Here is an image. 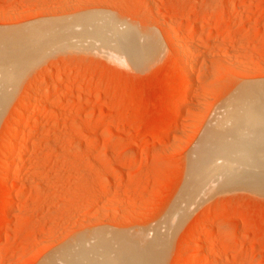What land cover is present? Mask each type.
Wrapping results in <instances>:
<instances>
[{"label": "rangeland", "instance_id": "374dc122", "mask_svg": "<svg viewBox=\"0 0 264 264\" xmlns=\"http://www.w3.org/2000/svg\"><path fill=\"white\" fill-rule=\"evenodd\" d=\"M213 1L218 0H0V28L41 18L69 16L72 20L91 13L130 25L144 40L152 34L162 44L159 52L136 68L104 56L100 31L88 42L82 39L91 30L70 31L69 27L63 29V44L49 45V38L42 40L38 47L42 52L23 70L25 74L0 119V163L6 160L1 145L3 132L11 127L8 118L13 112L26 111H14V105L26 98L34 83L47 85L44 75L49 79L61 71L65 78L82 84L77 91L81 99L75 96L57 102L71 89L60 86L41 104L46 106L38 114L43 128L28 142L9 179L0 183V205L8 183L14 179L26 183L22 191L16 190L9 214L2 213L0 206V226L6 217L9 223L0 231V264H41L55 248L79 233L91 234L95 227L101 234L107 231L104 235L108 231L131 232L164 218L184 184L192 148L202 136L214 135L211 120L222 97L225 100L241 81L264 77V0H223L222 12L230 24L221 23L220 33H213L206 45L202 41L216 21L213 8L207 6ZM230 2L235 6L233 13L227 11ZM179 7L192 10L180 12ZM166 21L184 48L192 51L186 65L188 80H192L189 101L179 93L184 76H179L175 49L161 29L167 27ZM194 21L207 24L190 27ZM234 68L242 72H234ZM115 94L117 99H113ZM180 94L185 98L180 99ZM43 96L44 90H40L38 97ZM172 98L174 103L183 100V106L178 103L181 110L175 108L178 104L173 106L175 113L178 110L176 116L169 107L172 102L168 103ZM76 108H81L79 115ZM59 109L62 112L55 120L50 113ZM99 111L114 117L108 121L85 119ZM174 120L179 125L173 122L166 130ZM142 130L150 132L146 135ZM22 132L19 138L25 134ZM150 133L157 134L151 138ZM107 135L110 138L105 142ZM240 183H229L220 192H208V197L205 194L181 208L164 264H181L182 252L206 251L221 230L227 234L216 242L213 257L200 264H264V192L259 195ZM228 234L235 235V245Z\"/></svg>", "mask_w": 264, "mask_h": 264}, {"label": "bare ground", "instance_id": "6f19581e", "mask_svg": "<svg viewBox=\"0 0 264 264\" xmlns=\"http://www.w3.org/2000/svg\"><path fill=\"white\" fill-rule=\"evenodd\" d=\"M222 1L223 0H218L217 2L213 1V3H209L207 5L209 8H213L216 21L215 24L208 29L207 36L204 41H202L206 45L210 43L209 39L211 38V35H214L213 33L216 31H219L218 33H220L219 29L221 23L230 24V20L225 18L223 15ZM229 4L228 8H226L228 12H231L234 10L233 7L235 6L233 2H230ZM179 9L181 10L180 12L184 10H192L191 7H179ZM89 14L86 16L82 14L83 17L82 15L81 17L80 15L79 17L77 15V19L75 18L76 21H74L75 19H72L73 21L71 18L69 19V16H67L68 19L49 18L46 20L41 18L42 20L36 19V21L34 19V22L22 25L10 27L2 26L3 28H0V119L4 114L9 101L11 100L12 94L14 93L15 88L23 74V70H25L30 60L34 59L40 52H42L38 48L42 40L44 38H49L46 39L52 41L49 45H55L56 43L60 45L65 43L64 41H61L64 40L62 39L64 37V28L69 27L68 29L70 31H76L81 28V30L85 33H87L88 30H91V33L82 39L85 41H87V39H91L92 37H97L96 32L100 31L98 39L103 41V45L101 47L103 48L102 52L104 53V56L111 59L114 63L125 66L132 65V67L134 66L136 68H140L153 56V53L156 54L162 48L159 38L152 34L146 35L144 40L142 39V36H140V33L130 25L123 23L121 25L117 24V22L111 17L100 19L97 16L94 17V15ZM8 20L9 19H7V21ZM171 21L172 20H170V22ZM170 22L168 21V23ZM168 23L166 21L165 24L169 29L170 24ZM197 23L195 21L192 22L190 27L193 25L195 26ZM206 24L205 22L198 23L200 27ZM167 27L161 29H165V35L168 39H170L172 45L171 47L175 49V60L180 65L178 72L179 76H184V83L180 80L182 82L179 86V90L181 92H178L183 93L185 97L187 96V98H185L182 96L183 94H180V99L185 98V100H187L188 95H190L189 89L191 88L190 85L192 80L190 82L188 80V70L186 65L187 60L192 57L190 56L192 51H190L189 47H185V49L182 39H178V35L176 36V31L173 29L168 30ZM102 35L104 36V39L102 38ZM105 39L106 42L104 43ZM74 40L79 41L77 38ZM222 44H224V42ZM219 61V63H221L220 59ZM238 69L237 71L236 68L233 70L234 72H242L239 71L242 69ZM244 71L243 73L246 74L247 72ZM179 76L177 79L182 78ZM42 78L48 81L47 85L42 86L41 84L36 85L34 83L33 86H31L26 98H22L21 101L14 105V111L18 109L21 110L23 108H25L26 111H22V113L24 112L23 114L21 112L20 114L19 112H13L8 118L11 127L2 134L3 142L1 149L2 154H6V160L4 159L2 163H0V183L6 180L7 177L9 179V175L12 173V170L14 171L16 164L20 160L21 154L26 152V145H28V142L33 139L34 135H36V133L43 128L42 123L39 121L38 114L42 111V107L46 106H41V104H46L50 95L54 94L56 89L60 86H71V89L68 94H61L57 98V102L63 101L66 98L71 99L75 96H80L77 98L81 99V93L79 92V94L77 91H80L82 84L77 85L74 79L65 78L61 71L56 75H53V77H49V79H47V76L45 75ZM176 86L178 90V85ZM235 86L236 87L230 91L231 93L227 94L229 96L224 97L225 100L222 97L224 102L219 99L223 103L221 101L219 102V104L222 105L217 112H214L215 116L211 120V127L214 129V135L208 138H205V135L202 136L192 148L189 155L188 170L185 175L186 178L184 180V184L182 183L183 186L181 191H179L180 193H178L179 195H177L173 205L169 211H167V214L163 219H160L159 222L150 227L147 226L148 228L143 227L131 232L121 233L119 231H108V233L104 235L107 231L104 230L105 232H103V230H100L103 232L101 234L99 232V228L95 227L98 232H94L95 228H93V232H90L91 234H88V231L87 233L85 232V234L84 232H82L83 234L79 233L80 235L78 234V237H74V239L68 241L66 244L64 243L65 245L58 248L54 247L56 250L50 253L47 258L45 257L44 263L41 264H164L166 253L169 248L171 234L176 228L180 217L178 213L181 208H187L188 204L192 202L194 203V201L198 200V198L205 194V196H207L208 192H220V190L227 188L229 183L236 181L238 183L242 182L240 184L244 188H250L258 191L259 195L260 192H264V77L257 80L252 79L241 81ZM40 90H44L43 97H38V92ZM170 94L167 92V95L170 96ZM171 97L172 96H170V98ZM178 97H176V99ZM85 98L87 101V97ZM99 98L100 96H97L96 100H99ZM117 98L116 94L113 95V99ZM173 99L175 98H172V100ZM180 99L179 101L177 100L178 102L175 100L177 103H174V100L169 102L167 101L168 103L172 102L171 106H168L171 108L170 110L173 111V114L169 112L173 116L178 112V110L176 113L174 112L176 111L175 108L178 107L177 109L180 108V110L183 108L180 107L181 104H178L183 101ZM176 104H178V106H176ZM173 106L176 107L174 108ZM215 106L217 107V105ZM80 109L76 108L77 115H79ZM60 111L62 112V110L59 109V111H55V114H53L54 112L50 113L53 119L56 118L55 120H57L59 118V114H61ZM117 111H119V108ZM113 117L114 115L112 114H102V112L99 111L97 115H94V113L87 114L85 119L88 121H108ZM173 122L177 123L176 126L179 125L178 121L174 120L171 123H168L166 130L168 127L170 128V126H172L171 124H173ZM158 128L160 130V127ZM156 129L157 127L154 130ZM172 129L173 127H171L168 131H171ZM154 130H152V132ZM20 131L25 132V134H21V138H19L20 136L18 137ZM147 132L146 130H142V134ZM148 133L146 135H148ZM157 133H150L149 136H154ZM108 136L110 135L106 136L105 142L109 141L110 137ZM106 144L105 146H107ZM3 158L4 156L2 159ZM25 184L26 183L23 181L21 182L18 179H14L6 185V190L2 196L4 199L1 198L2 205L0 206L2 213L6 215L9 214V211L14 207L13 205L16 199V194L25 188ZM17 189L19 190L18 192H16ZM4 219L8 220L7 217ZM6 220L4 224L0 226V231L8 226L9 223ZM226 234L227 232L223 230L218 231L210 240L209 246L204 252H182L181 256L183 261L181 264H200L209 262V260L213 257L216 242L220 237L225 236ZM228 235L230 243L235 245V235ZM114 242L121 243L112 244Z\"/></svg>", "mask_w": 264, "mask_h": 264}]
</instances>
